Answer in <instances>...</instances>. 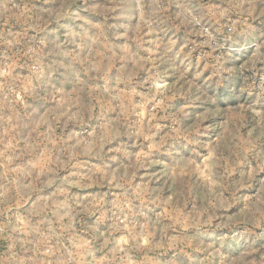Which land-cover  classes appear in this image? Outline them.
<instances>
[{
  "label": "rangeland",
  "instance_id": "obj_1",
  "mask_svg": "<svg viewBox=\"0 0 264 264\" xmlns=\"http://www.w3.org/2000/svg\"><path fill=\"white\" fill-rule=\"evenodd\" d=\"M0 264H264V0H0Z\"/></svg>",
  "mask_w": 264,
  "mask_h": 264
}]
</instances>
